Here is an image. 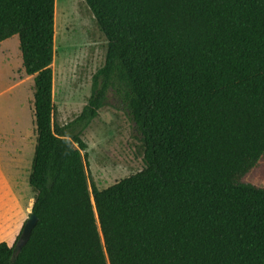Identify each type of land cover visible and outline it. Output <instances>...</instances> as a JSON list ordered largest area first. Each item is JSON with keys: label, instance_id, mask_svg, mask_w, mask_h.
<instances>
[{"label": "trees", "instance_id": "trees-1", "mask_svg": "<svg viewBox=\"0 0 264 264\" xmlns=\"http://www.w3.org/2000/svg\"><path fill=\"white\" fill-rule=\"evenodd\" d=\"M107 41L92 95L71 124L53 102L56 0H0V45L15 37L34 77L29 175L38 223L0 264H264V0H84ZM114 94L144 169L99 190L86 129ZM77 145V147H76Z\"/></svg>", "mask_w": 264, "mask_h": 264}, {"label": "rangeland", "instance_id": "rangeland-1", "mask_svg": "<svg viewBox=\"0 0 264 264\" xmlns=\"http://www.w3.org/2000/svg\"><path fill=\"white\" fill-rule=\"evenodd\" d=\"M53 102L56 123L65 126L83 112L93 77L106 60L107 41L84 0H56ZM34 77L23 68L19 38L0 45V243L12 245L32 213L29 186L35 145ZM87 149L88 183L99 190L144 169L141 144L126 106L109 94L86 128H74ZM77 147V145H76ZM264 188V159L246 179Z\"/></svg>", "mask_w": 264, "mask_h": 264}, {"label": "water", "instance_id": "water-1", "mask_svg": "<svg viewBox=\"0 0 264 264\" xmlns=\"http://www.w3.org/2000/svg\"><path fill=\"white\" fill-rule=\"evenodd\" d=\"M38 223L37 216L32 212L29 219L27 220L23 231L20 235L19 241L17 243V249L18 251H21V249L28 243L33 229L36 227Z\"/></svg>", "mask_w": 264, "mask_h": 264}, {"label": "bare ground", "instance_id": "bare-ground-1", "mask_svg": "<svg viewBox=\"0 0 264 264\" xmlns=\"http://www.w3.org/2000/svg\"><path fill=\"white\" fill-rule=\"evenodd\" d=\"M56 14H57V11H55V32H56V26H57V23H56Z\"/></svg>", "mask_w": 264, "mask_h": 264}]
</instances>
